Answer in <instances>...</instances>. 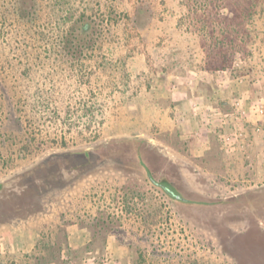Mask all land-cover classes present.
<instances>
[{
  "label": "rangeland",
  "instance_id": "1",
  "mask_svg": "<svg viewBox=\"0 0 264 264\" xmlns=\"http://www.w3.org/2000/svg\"><path fill=\"white\" fill-rule=\"evenodd\" d=\"M39 1L44 19L62 25L70 22L71 9L76 16L85 12L113 21L116 10L133 13L139 1L151 16L138 28L123 23L114 30L120 44L112 36L108 57L115 61L120 52L128 54L132 78L129 87H119L113 74V93L96 100L110 107L100 115L103 122L83 129L67 147L46 145L29 160L0 156V181L45 157L112 137L146 138L153 175L167 177L196 203L170 199L135 158L113 160L20 210L6 206L1 247L7 250L3 234L21 225L58 234L68 264H264V114L254 109L256 101L264 102V0L232 6L227 4L233 0ZM250 1L252 12L246 7ZM235 13L240 17L230 22ZM0 50L11 53L10 47ZM231 52L235 56L226 68L199 65L208 53L221 58ZM199 74L205 80L193 84V100L202 97L194 109L188 97L179 96L192 90L188 81ZM96 79L92 83L103 84ZM15 93L10 79L0 76L2 150L17 144L12 133L28 132V124L21 128L15 122ZM235 99L247 110L244 119L229 116ZM234 130H242L244 139L226 145L223 136ZM81 229L90 241L72 248L71 234ZM66 244L75 250L71 257Z\"/></svg>",
  "mask_w": 264,
  "mask_h": 264
},
{
  "label": "trees",
  "instance_id": "2",
  "mask_svg": "<svg viewBox=\"0 0 264 264\" xmlns=\"http://www.w3.org/2000/svg\"><path fill=\"white\" fill-rule=\"evenodd\" d=\"M137 3L133 13L116 10L113 21L110 17L100 20L97 14L85 12L76 16L77 10L71 9L70 22L62 25L44 19L43 3L39 0H0V48L11 49V53L10 50L0 53V58L5 55L4 61H0V76L9 78L16 92L15 122L21 128L28 124L25 134H11L18 140L14 147L4 150L0 147L1 157L29 160L46 145L67 147L83 129L92 130L97 122H103L100 115L110 107L108 104L98 107L96 100L113 93V74L119 87L121 84L129 87L132 78L128 54L120 52L115 61L108 57L112 36L113 42L120 44L114 30L123 23L138 28L143 17L151 16L148 5ZM246 7L252 12L255 2L250 1ZM58 11L54 10V18ZM238 17L235 13L230 22ZM9 36L14 38L9 41ZM234 56V52L221 58L208 53L199 65L226 68ZM93 78H101L103 84L92 83ZM42 135L45 137L41 138ZM148 145L146 138L112 137L93 147L45 157L31 168L0 181V217L6 206L20 210L36 197L66 188L102 164L129 157L138 160L147 179L170 199L176 203H196L167 177L158 179L153 175L146 158ZM66 246L71 257L75 250ZM63 251L58 234L39 229L38 242L31 252L12 254L0 245V264H68Z\"/></svg>",
  "mask_w": 264,
  "mask_h": 264
},
{
  "label": "crops",
  "instance_id": "3",
  "mask_svg": "<svg viewBox=\"0 0 264 264\" xmlns=\"http://www.w3.org/2000/svg\"><path fill=\"white\" fill-rule=\"evenodd\" d=\"M200 78L198 77V79L195 78L194 79H190L188 81V87L192 88V90L188 89L187 93L180 92V96L179 99H183V97H188V102L192 103L193 98H195V89H197V87L195 86L197 83L204 81L205 78L204 76H202V74H199ZM186 77H184L185 79ZM181 80V81H184ZM191 83V84H190ZM195 84V85H193ZM186 85V84H185ZM187 86V85H186ZM203 87L200 86L199 90H201ZM190 94V96H189ZM214 96V95H213ZM202 97L197 96L198 101L201 99ZM215 98V96H214ZM194 101V100H193ZM196 101V102H198ZM200 103V102H198ZM85 229H81L78 231H74L71 235H73V239H70V246L72 248H79L82 245H85L88 241H90V239L87 238V236H85ZM39 239V231L37 228L34 227H25V226H21L18 225L14 228H12L11 230H9L7 233L3 234L2 240H3V245L4 247L7 249V251L12 252V253H24V252H31L33 251V249L35 248L37 242Z\"/></svg>",
  "mask_w": 264,
  "mask_h": 264
},
{
  "label": "built area",
  "instance_id": "4",
  "mask_svg": "<svg viewBox=\"0 0 264 264\" xmlns=\"http://www.w3.org/2000/svg\"><path fill=\"white\" fill-rule=\"evenodd\" d=\"M194 109L199 108V103L196 101H193ZM254 109L256 112H259L261 114H264V102L259 99L254 104ZM247 113V110L241 106V101L239 99H235L234 102V112L229 114L230 117H234V120H241L244 119L245 115ZM244 132L242 130H234V132H231L229 134H226L223 136L224 143L226 145L233 144L235 140H242L244 139ZM243 137V138H242Z\"/></svg>",
  "mask_w": 264,
  "mask_h": 264
}]
</instances>
